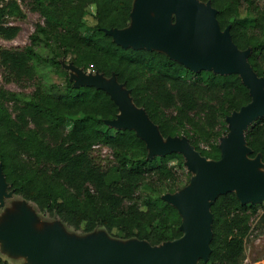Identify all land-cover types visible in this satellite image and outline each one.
<instances>
[{
  "label": "trees",
  "instance_id": "16d2710c",
  "mask_svg": "<svg viewBox=\"0 0 264 264\" xmlns=\"http://www.w3.org/2000/svg\"><path fill=\"white\" fill-rule=\"evenodd\" d=\"M133 1L26 0L41 22L29 45L0 48V68L6 83L33 89L20 94L0 87V167L15 195L64 225L82 233L102 228L156 246L182 235L181 215L161 197L179 188L184 158H148L133 130L107 127L104 121L118 113L115 103L100 89L75 87L60 60L105 78L115 75L162 137L185 136L209 160L220 157L225 118L250 95L236 74L193 72L163 52L117 45L104 30L129 25ZM200 1L217 10L220 29L229 26L239 50L251 49L248 62L264 79V0ZM22 17L18 0H0V38L14 39L19 27L8 20ZM41 67L60 72L62 83L40 82ZM245 141L249 157L259 155L264 170V117L251 124ZM98 145L110 149V158L93 155ZM210 212L211 252L207 262L196 264H242L246 240L264 229V203L241 204L230 192L218 195Z\"/></svg>",
  "mask_w": 264,
  "mask_h": 264
},
{
  "label": "water",
  "instance_id": "95a60500",
  "mask_svg": "<svg viewBox=\"0 0 264 264\" xmlns=\"http://www.w3.org/2000/svg\"><path fill=\"white\" fill-rule=\"evenodd\" d=\"M217 10L200 0H134L130 23L123 29L104 30L122 48L156 50L193 72L236 74L247 87L250 101L225 118L228 132L219 139L220 157L209 160L185 136L162 137L144 109L133 104L129 91L96 72L87 73L68 64L74 86L104 91L117 106L114 119L104 124L116 130H133L148 149V158L181 154L193 175L180 192L162 200L181 215V237L152 246L134 240L119 243L105 237L70 239L57 231L39 233L24 214L13 226L0 227V241L35 264H196L207 262L211 249L210 207L218 195L233 192L241 204L264 202V170L260 156L251 158L245 132L264 117V79L248 62L251 49L239 50L229 26L221 30ZM0 167V207L12 190Z\"/></svg>",
  "mask_w": 264,
  "mask_h": 264
},
{
  "label": "rangeland",
  "instance_id": "374dc122",
  "mask_svg": "<svg viewBox=\"0 0 264 264\" xmlns=\"http://www.w3.org/2000/svg\"><path fill=\"white\" fill-rule=\"evenodd\" d=\"M20 7L24 13L22 18H9L8 24L19 27V32L12 40H4L0 38V48L6 49H16L23 48L29 45L30 35L35 31V25L41 22L40 17L37 13H34L28 9L26 6V0L23 2L18 0ZM91 11V10H90ZM244 12V8L241 9ZM86 21L88 24H92L93 20L91 17H87ZM39 53L45 56H49L48 50L44 48L36 49ZM62 68L69 75L72 71L67 69V64L63 60H60ZM87 73H93L87 71ZM38 80L40 82H51L61 84L63 81V76L60 72L53 70H47L44 67L39 68L37 73ZM0 87H4L7 90L20 93L28 94L32 91L33 86L22 87L15 85L13 83H6L3 79L2 70L0 68ZM227 128V123L224 121ZM108 127V126H107ZM110 128V127H109ZM113 129V128H112ZM228 130V128H227ZM180 136V135H179ZM111 151L109 148L98 145L93 150V155L98 156L101 159L110 158ZM175 164V162H171ZM179 180L175 183V187H179L174 193L182 191L189 185V181L192 177V173L188 171L187 167L184 165V169L178 173ZM186 174H189L190 178L187 181ZM9 187L7 192H9ZM164 195V194H163ZM4 204L0 207V227H11L13 226L25 213L30 217L32 228L39 233H49L57 231L62 233L67 238L70 239H86V238H98L105 237L109 240L119 242V243H129L133 239H122L119 237H114L110 235L102 228H97L90 233H82L68 227L61 223L57 218L49 217L48 215L40 212L37 207L29 201L23 200L21 197L13 194L11 197L3 199ZM264 203V202H263ZM262 204V203H261ZM255 221H252L251 227L254 228ZM0 259L6 261L8 264H35L34 262L22 257L18 253L12 251L5 243L0 241ZM242 264H264V229L253 230L252 234L248 237L245 243V258Z\"/></svg>",
  "mask_w": 264,
  "mask_h": 264
}]
</instances>
